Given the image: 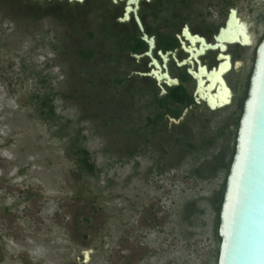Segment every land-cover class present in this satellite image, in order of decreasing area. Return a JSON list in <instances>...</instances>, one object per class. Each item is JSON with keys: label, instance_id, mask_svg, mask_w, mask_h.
I'll return each mask as SVG.
<instances>
[{"label": "rangeland", "instance_id": "rangeland-1", "mask_svg": "<svg viewBox=\"0 0 264 264\" xmlns=\"http://www.w3.org/2000/svg\"><path fill=\"white\" fill-rule=\"evenodd\" d=\"M29 2L0 0V264H217L236 137L190 152L147 144L148 107L115 85L112 54L80 56L93 46L89 21L37 22ZM48 95L53 121L41 110ZM80 144L95 174L81 170Z\"/></svg>", "mask_w": 264, "mask_h": 264}, {"label": "flooded vegetation", "instance_id": "flooded-vegetation-1", "mask_svg": "<svg viewBox=\"0 0 264 264\" xmlns=\"http://www.w3.org/2000/svg\"><path fill=\"white\" fill-rule=\"evenodd\" d=\"M28 4L31 20L37 22L78 17L89 21L84 38L93 46L82 50L111 53L115 65L123 69L121 85L138 89L148 107L142 129L146 141L162 137L183 150L190 146L209 150L227 133L237 138L264 40V0H30ZM22 5L17 8L21 14L27 6ZM207 99L228 104L212 110ZM228 120L235 124L223 126ZM213 123L215 130L209 128ZM203 125V134L198 135L197 127ZM157 168H163L160 159Z\"/></svg>", "mask_w": 264, "mask_h": 264}, {"label": "water", "instance_id": "water-1", "mask_svg": "<svg viewBox=\"0 0 264 264\" xmlns=\"http://www.w3.org/2000/svg\"><path fill=\"white\" fill-rule=\"evenodd\" d=\"M151 75L161 79L155 72ZM166 77L171 79L168 73ZM199 83L201 86L202 82ZM201 98L205 99L202 94ZM207 101L212 110L228 104L227 100ZM219 217L221 242L217 264H264V40L259 46L239 123ZM91 254V250L84 251L82 262L88 263Z\"/></svg>", "mask_w": 264, "mask_h": 264}, {"label": "trees", "instance_id": "trees-1", "mask_svg": "<svg viewBox=\"0 0 264 264\" xmlns=\"http://www.w3.org/2000/svg\"><path fill=\"white\" fill-rule=\"evenodd\" d=\"M80 56L84 59L90 60L95 56V53H91V52H87L86 50H81L80 51ZM112 62L116 63V60H112ZM113 82L115 83V85L120 86L122 84V79L120 77H117L113 80ZM54 100L52 97H50L49 95L46 96L44 98V100L42 101V105H41V110L44 114H46L47 116H49L52 121L55 119L56 117V112H55V106H54ZM82 132L81 130H79L76 139L78 141L82 140ZM85 138V137H84ZM147 144H150L149 141H146ZM78 150L79 153L82 155V157L80 158V162H81V170L82 171H87L90 174H95L96 172V166L93 162H91V157H90V153L89 151L82 145L80 144L78 146ZM197 147H192L190 146V148L187 150L188 152L196 150ZM199 149H203V148H199ZM226 188V187H225ZM221 208V203H218L217 206V211H219ZM220 223V218L219 216L215 218V224H216V233L218 235V225Z\"/></svg>", "mask_w": 264, "mask_h": 264}]
</instances>
